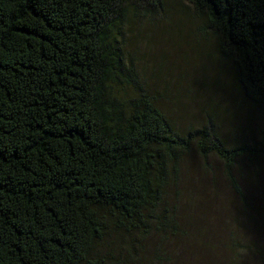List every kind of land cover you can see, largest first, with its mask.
<instances>
[{
    "label": "trees",
    "instance_id": "16d2710c",
    "mask_svg": "<svg viewBox=\"0 0 264 264\" xmlns=\"http://www.w3.org/2000/svg\"><path fill=\"white\" fill-rule=\"evenodd\" d=\"M160 1L0 0V264H91L108 229L147 233L192 153L241 197L239 163L264 156V0H182L262 120L233 144L210 122L178 130L142 92L115 96L139 88L122 29Z\"/></svg>",
    "mask_w": 264,
    "mask_h": 264
},
{
    "label": "rangeland",
    "instance_id": "374dc122",
    "mask_svg": "<svg viewBox=\"0 0 264 264\" xmlns=\"http://www.w3.org/2000/svg\"><path fill=\"white\" fill-rule=\"evenodd\" d=\"M185 6L163 0L157 13L124 25L139 88L125 85L115 96L154 97L180 131L210 122L229 144L255 142L262 128L256 107L243 96L232 61L206 31L204 17ZM190 158L178 187L183 194H171L169 214L158 213L147 233L108 229L91 264H264V156L239 163L240 198L218 160L203 165L193 153Z\"/></svg>",
    "mask_w": 264,
    "mask_h": 264
}]
</instances>
